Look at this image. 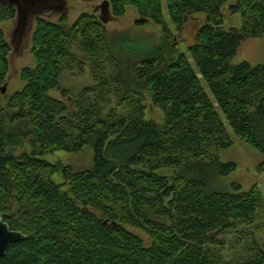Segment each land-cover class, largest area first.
Segmentation results:
<instances>
[{
	"label": "trees",
	"instance_id": "trees-1",
	"mask_svg": "<svg viewBox=\"0 0 264 264\" xmlns=\"http://www.w3.org/2000/svg\"><path fill=\"white\" fill-rule=\"evenodd\" d=\"M166 1L177 30L196 14L207 17L190 54L215 102L184 54L166 59L162 49L132 48L129 36L112 38L95 15H81L71 27L64 14L58 23L36 19V65L20 72L25 87L7 103L12 130L0 115V215L27 238L0 264H226L213 247L224 246L220 238L230 231L256 224L263 206L256 188L218 183L237 165L220 161L233 141L217 108L241 141L264 154V65H232L242 39L264 38V0L231 5L244 24L228 31L222 8L230 0ZM110 5L115 17L133 7L169 33L162 0ZM16 16L14 5L0 1V88L12 53L1 25ZM85 66L95 84L72 96L60 76ZM147 99L165 113L164 126L145 120ZM22 142L30 153L12 155ZM87 145L94 162L85 171L42 159ZM56 174L61 184L52 180ZM126 227L144 231L151 246ZM249 247L235 264H264L254 239Z\"/></svg>",
	"mask_w": 264,
	"mask_h": 264
},
{
	"label": "rangeland",
	"instance_id": "rangeland-1",
	"mask_svg": "<svg viewBox=\"0 0 264 264\" xmlns=\"http://www.w3.org/2000/svg\"><path fill=\"white\" fill-rule=\"evenodd\" d=\"M105 1L111 2V0L68 1V11L65 14L68 19L67 25L71 27L79 17L84 14L95 15L99 18L101 15L100 6L103 5ZM236 1L237 0H230V2L222 8L224 29L226 31L233 28L242 30L243 28L244 20L242 16L240 14L233 15L230 12V6L235 4ZM162 6L169 33H164L163 28L156 25L152 20L144 24L136 23L137 20L143 17L133 7H128L124 16L118 17V19H111L108 23L104 24V26L112 38L122 33L129 36V38L134 41V46L132 48L143 50L162 49L166 59L171 57L177 59L180 54H184L198 74L190 54V47L195 44L197 33L206 22V15H194L182 30H177L169 17L166 0H162ZM110 8L112 10L111 5ZM62 14H64L63 10L57 12L50 10L44 13L42 18L51 23H58L61 20ZM33 26L35 29L36 25L34 24ZM1 28L6 39L10 41L16 29V22L15 20L7 21L1 25ZM244 62L252 66L264 65V38L242 39L237 55L232 61V65L238 66ZM13 63L14 67L11 66L8 81L6 82V94L0 92V115L5 122L4 125L7 130H12L10 123L11 112L7 108L9 96L15 92L22 91L25 87L24 82L20 78V72L26 68H34L36 65V61L31 53V42L30 44L28 41L22 43ZM198 77L209 97L215 102L206 83L201 79L199 74ZM94 84L95 79L91 74L89 66H85L82 70H76L73 73H65L60 76L61 87L69 90L72 96L79 95L82 90L90 88ZM51 97L61 99V94L59 92H52ZM144 104L146 105V110L144 112L145 120L164 126L166 122L165 113L155 106L150 99H147ZM112 106L115 105L113 104ZM217 110L233 141V146L231 148L220 152V161L222 163H236L237 165V169L234 173L227 177H220L218 183L224 187H229L231 184H238L241 186L242 192H249L253 188H256L261 194L263 201V206L258 213L254 226H240L236 230L230 231L220 238L225 243L224 246H218V248L213 247L217 255H220L226 264H235L238 260L248 255L249 246L253 239L264 252V154L260 153L253 146L241 141L230 128L221 110L219 108H217ZM17 128L18 127H15L14 130L19 131ZM19 128H22L25 135L28 133L22 126ZM23 153H30L29 146L24 142L11 151V154L14 156H19ZM42 159L51 164L70 166L75 172H81L92 168L94 151L91 145H87L80 153L60 151L45 156ZM158 174L162 176H171L172 171L162 170L159 171ZM52 180L57 184H61L63 182V176L61 174H56L53 176ZM97 215L101 217L99 214ZM126 229L140 237L145 247L149 248L151 246V239L144 231L130 227H126ZM249 236H252V240L248 238ZM241 238H244V241Z\"/></svg>",
	"mask_w": 264,
	"mask_h": 264
},
{
	"label": "water",
	"instance_id": "water-1",
	"mask_svg": "<svg viewBox=\"0 0 264 264\" xmlns=\"http://www.w3.org/2000/svg\"><path fill=\"white\" fill-rule=\"evenodd\" d=\"M6 1L15 6L17 16L15 19L16 29L13 32V37L10 40L12 53L10 55L11 66L14 67V58L18 54L20 47L24 41L30 44L33 32V25L38 17H41L47 11H64V15L68 11V0H0ZM100 20L103 24L108 23L111 19H118L112 15L110 2L105 1L100 6ZM63 15V14H62ZM148 19L141 18L136 23H148ZM24 40V41H23ZM7 84L0 88L2 94H6ZM27 236L21 231L11 230L9 224L4 221L0 215V259L7 254L9 247L18 242L24 241Z\"/></svg>",
	"mask_w": 264,
	"mask_h": 264
}]
</instances>
